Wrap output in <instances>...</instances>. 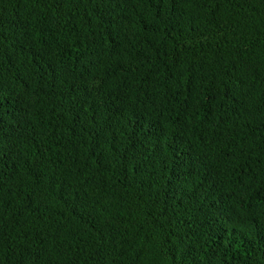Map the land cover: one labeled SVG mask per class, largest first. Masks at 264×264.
I'll list each match as a JSON object with an SVG mask.
<instances>
[{
	"label": "trees",
	"instance_id": "trees-1",
	"mask_svg": "<svg viewBox=\"0 0 264 264\" xmlns=\"http://www.w3.org/2000/svg\"><path fill=\"white\" fill-rule=\"evenodd\" d=\"M0 264H264V0H0Z\"/></svg>",
	"mask_w": 264,
	"mask_h": 264
}]
</instances>
